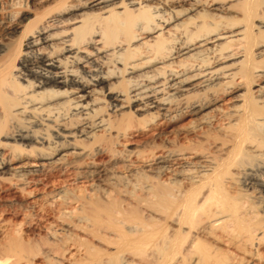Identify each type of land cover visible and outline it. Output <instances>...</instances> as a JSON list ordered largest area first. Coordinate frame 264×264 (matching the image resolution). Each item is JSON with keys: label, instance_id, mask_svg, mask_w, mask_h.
Listing matches in <instances>:
<instances>
[{"label": "bare ground", "instance_id": "bare-ground-1", "mask_svg": "<svg viewBox=\"0 0 264 264\" xmlns=\"http://www.w3.org/2000/svg\"><path fill=\"white\" fill-rule=\"evenodd\" d=\"M32 1L0 0V264H264V0Z\"/></svg>", "mask_w": 264, "mask_h": 264}, {"label": "rangeland", "instance_id": "rangeland-1", "mask_svg": "<svg viewBox=\"0 0 264 264\" xmlns=\"http://www.w3.org/2000/svg\"><path fill=\"white\" fill-rule=\"evenodd\" d=\"M36 4H37V2H33L31 0V3L29 4V6H31V8L32 7H38ZM26 10H27V8H18V9L15 10V12H18L19 13V12H24ZM18 40H19L18 35L10 33V30L6 29L5 26L0 25V47L13 45ZM22 49H24V48H22ZM6 198H8V199H6ZM6 198H4V200L0 203V205L4 206L3 207L4 209H8L6 211V214L5 215L3 214V216H4L5 219H12V218H14L13 217L14 214L16 212H18L17 211L18 210V208H17L18 206L16 204L17 202L14 201L13 198L11 199V197L10 198L9 197H6ZM258 207H259V205H258ZM261 208H263V207L261 206L260 207V210H261ZM40 212L41 211H39V212L37 211L36 215L37 216H41L42 214H44V212L43 213H40ZM39 214H41V215H39ZM35 233H38V231L36 230V227L33 228V229L32 228L31 229H28V232H27L28 235H30V236L32 235L33 236Z\"/></svg>", "mask_w": 264, "mask_h": 264}]
</instances>
